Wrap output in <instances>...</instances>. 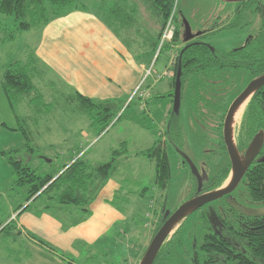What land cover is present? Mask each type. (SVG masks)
<instances>
[{
    "label": "rangeland",
    "instance_id": "374dc122",
    "mask_svg": "<svg viewBox=\"0 0 264 264\" xmlns=\"http://www.w3.org/2000/svg\"><path fill=\"white\" fill-rule=\"evenodd\" d=\"M97 1L80 0V4L89 10L95 8L99 11ZM106 1L108 4L112 2V0ZM130 1L122 4L123 11L129 16V22L126 21L127 29L125 32L122 29L116 30L136 55L142 58L144 56V59L148 61L149 74L146 81L144 80L140 84L133 97L128 100L127 104L132 101V105L126 109L125 104L118 114L119 116L124 114L122 120L117 123L114 121V124L112 123L102 135L89 130L91 121L86 113L81 111L80 104L74 99L76 90L66 86L50 74L43 64H39V70L34 71V82L39 92L44 96L43 101L33 106L29 104V98L25 99L17 108L19 118L16 119L1 87V67L12 61H26L28 55L34 51V46L45 26L20 33L14 42L4 43L2 41L12 32L13 24L11 19L0 16V120L7 126L0 128V208L2 209L0 219L5 218V222L12 218V207L17 210L22 205L28 204L26 193L16 184L18 176L8 163L9 155H17L14 152L17 148L10 147L13 146L11 145L13 142L20 140L19 155L25 158L31 155L32 157H28L30 167L39 170L41 174L51 171L57 165H62L65 159L83 157L88 163L91 162L90 164L107 162L111 158L109 150L111 148L118 149L122 142L127 143V150L132 154L144 150L149 146L151 139L148 143L143 141L141 135L144 130L139 126L143 127L144 125L141 124L149 122L150 126L152 124L150 132L157 138L160 133V119L157 118L155 121L150 114L161 111L164 119V107L172 104L170 99L161 98L160 106H152V98L174 91L173 76L178 53L188 40L202 35L208 30L200 28L203 27L202 25H207L218 14L222 5H225L224 2L217 0H179L180 9L185 13L183 16L180 15L183 20L185 16L187 17V23L184 22L181 29L180 42H173V35L167 42L162 43L165 29H162L163 22L155 14L151 4L145 0ZM247 21L252 24L246 30L219 33L209 38L208 42L219 50L238 49L260 29V19L253 13H249ZM160 34H162L161 37ZM251 81L252 78L247 75L237 83L236 88L242 90ZM149 88L151 92L147 95L146 89ZM140 99L145 103L149 102V104L143 103L144 106H142L139 104ZM43 102L49 106L45 107ZM249 102L250 100L233 126L236 145ZM182 115L185 134L184 152L193 160L200 175H203L205 171L212 176L217 175L230 162L225 151L217 147L219 143L217 138L221 136V131L220 134L215 133V129L209 123L205 131L206 134L200 131L189 113L186 100L182 108ZM166 120L165 117V124H167ZM166 127L164 125L163 128L166 129ZM87 132L93 135L88 136ZM27 133L31 138L32 148H34L32 153H29L25 146ZM146 135L153 137L151 133ZM6 152H10V154H3ZM166 152L170 163V180L165 190L160 188L153 190L155 188L154 166L148 159L133 157L132 160L122 163L118 177L124 175L123 186L131 191H140L145 188L147 190L145 195L138 196L133 204V219L124 226L130 230L128 236L110 234L109 237L114 238V242L108 243L104 247L106 251L112 252L110 258L105 260L108 264H140L154 238L153 233L158 224L163 204L174 212L193 195L195 184L192 171L190 166L185 163L182 152L168 140ZM105 153H108L107 157H104ZM217 153H221V155L218 156ZM95 155H102L101 159L94 160ZM45 159H54L55 162L50 166V163ZM230 179L231 176L223 187L229 183ZM229 207L232 208L228 209ZM216 214L224 220L228 218L227 221L221 222L222 226L215 222ZM241 214L264 215V202L251 199L246 179L241 181L234 192L192 213L181 226L174 229L170 237V240L173 241L165 250L169 256L163 264H191L196 252V244L200 246L203 237L213 230L224 233L237 253L250 256L248 246L232 227L235 226L236 216ZM176 233H178L177 236H175ZM8 234L7 232L0 234V243ZM212 254L221 260L224 259V256L217 255V253ZM105 261L104 259L97 260L99 264H105ZM0 264L7 263L3 260L0 261Z\"/></svg>",
    "mask_w": 264,
    "mask_h": 264
},
{
    "label": "trees",
    "instance_id": "16d2710c",
    "mask_svg": "<svg viewBox=\"0 0 264 264\" xmlns=\"http://www.w3.org/2000/svg\"><path fill=\"white\" fill-rule=\"evenodd\" d=\"M145 1L151 4L155 14L162 20V29H166L169 24L174 27L173 42H180L181 29L184 26L182 16L185 13L180 9L179 0ZM224 4H221L222 8L218 14L200 28L208 29L202 33L199 39L201 41L187 44L180 50L175 61L174 91L154 98L158 101L161 98L172 101V108L166 118L167 127L163 133H159L152 147L136 153V156L146 158L154 165V186L157 189L165 190L170 180L167 140L184 153L182 108L185 100L189 113L200 131L206 134L208 123L213 126L215 133L220 134L221 131V136L217 138L219 141L217 147L226 154L222 136L224 119L233 100L244 90V88L238 90L236 85L247 75L252 80L264 75V1ZM82 8L85 6L80 4V0H0V16L11 19L13 24L12 32L2 42H14L18 34L42 28L51 21ZM249 13L259 17L261 27L248 39L243 48L225 51L217 49L212 43L204 42L219 33L246 30L252 24L247 21ZM184 19L187 21L186 16ZM39 64L32 51L26 61H13L2 67L1 87L16 119L19 118L17 108L25 99L29 98V104L33 106L43 101L44 96L34 82V71L39 70ZM180 64V95L176 107L175 84ZM74 99L80 104L81 111L86 113L92 127L99 135L106 132L114 121L117 123L124 116L123 113L118 115L125 105L120 100L96 102L78 92L75 93ZM144 102L140 99L139 104L143 106ZM43 105L49 106L44 102ZM131 105L132 101L128 103L126 109ZM245 114L237 144L242 157H246L251 143L261 133L263 145L244 179L247 181L251 199L264 202V88L252 96ZM0 127H6L1 120ZM26 140L25 146L28 152L32 153L34 148L28 133ZM20 150L14 151L17 154L15 156L9 155L10 152L3 154L9 155L8 163L18 176L16 184L26 193L28 205L24 211L33 207V204L41 205V212L72 207L84 215L82 221L89 218V207L96 200L100 190L118 172L122 161L129 158L126 154L127 144L122 143L119 149L112 151L111 158L107 162L90 164L83 157L72 158L41 174L39 170L30 167L28 157L31 155L26 156L27 158L22 157L19 155ZM217 155L220 156L221 153ZM54 162L53 159L50 166ZM230 172V162L215 176L205 171L201 175V186L198 178L192 174L195 190L190 198L221 188L229 178ZM144 190L146 192L147 189ZM144 195L142 192L139 194V196ZM22 207L23 205L20 208ZM172 213L173 211L163 204L153 237ZM227 219L224 220L216 214L215 222L221 225V222ZM234 225L232 227L235 228V233L240 235L248 246L250 256L237 253L225 236L213 230L203 237L200 246L196 244V252L191 264H264V215L241 214L236 216ZM13 230L14 226L8 223L0 233L11 234ZM172 241L171 239L164 245L154 264H163L167 260L169 253H165V250ZM49 248L55 252L51 247ZM212 253L224 256V259L221 260Z\"/></svg>",
    "mask_w": 264,
    "mask_h": 264
},
{
    "label": "crops",
    "instance_id": "0c3cea01",
    "mask_svg": "<svg viewBox=\"0 0 264 264\" xmlns=\"http://www.w3.org/2000/svg\"><path fill=\"white\" fill-rule=\"evenodd\" d=\"M127 1L130 0H112L108 4L106 0H98L99 11L85 7L48 23L34 46L39 63L59 81L87 98L96 102L120 100L127 106L128 100L149 74L148 61L144 56L136 55L116 30L125 32L127 29L129 16L122 6ZM146 92L149 95L151 89H146ZM152 99V106H160V101ZM171 108L172 104L164 107L166 118ZM150 115L155 121L160 119V133H163L166 124L161 111ZM147 123L139 126L144 130L141 135L143 141L148 143L151 139L144 150L157 140L150 132L152 124ZM89 130L96 133L91 122ZM86 135L93 134L87 132ZM11 145L18 149L21 142L18 140ZM116 149L111 148L110 155ZM141 151L132 154L127 150L129 158L122 163L138 157L136 153ZM106 155L108 153L104 157ZM101 156L93 158L99 161ZM118 172L91 203L89 218L85 221H82L84 215L72 207L41 212L42 206L38 204L25 211L28 204L19 210L11 206L12 218L6 222L5 218L0 219V231L8 223L14 226L12 233L5 235L0 243V261L5 260L7 264H99L97 260L109 259L112 252L104 247L114 242L110 234L128 236L130 230L124 226L133 219V204L141 192L146 193L144 189L131 191L124 187V175L118 177Z\"/></svg>",
    "mask_w": 264,
    "mask_h": 264
},
{
    "label": "water",
    "instance_id": "95a60500",
    "mask_svg": "<svg viewBox=\"0 0 264 264\" xmlns=\"http://www.w3.org/2000/svg\"><path fill=\"white\" fill-rule=\"evenodd\" d=\"M220 2L237 4L247 1H261V0H218ZM180 77H181V64L179 65L176 84H175V106H178V98L180 95ZM264 88V75L252 80L245 89L233 100L224 121L223 129V140L228 152V156L231 162V179L225 187H221L217 190L210 191L207 193L199 194L189 200L185 201L177 210H175L170 217L165 221V223L158 230L154 236L152 242L150 243L148 249L146 250L140 264H154L161 249L170 240L174 229L177 226H181L183 221L190 216L192 213L198 211L202 207L222 199L223 197L234 192L241 181L244 179L247 171L253 164L254 160L260 153L263 145L262 133L260 136L255 137L253 142L249 147V153L246 157H242L238 146L234 140V123L235 115L238 109L248 100H251L252 96ZM185 163H187L192 171V174L196 176L199 180V185L202 184L201 175L197 169L193 160L184 152L182 153ZM48 163L52 160L45 159ZM229 176V178H230Z\"/></svg>",
    "mask_w": 264,
    "mask_h": 264
},
{
    "label": "flooded vegetation",
    "instance_id": "af4514ba",
    "mask_svg": "<svg viewBox=\"0 0 264 264\" xmlns=\"http://www.w3.org/2000/svg\"><path fill=\"white\" fill-rule=\"evenodd\" d=\"M218 1V0H217ZM261 1H264V0H261ZM226 4H229V3H226ZM238 4V3H237ZM186 19H184V22L185 23H187V21H185ZM260 27H261V25H260ZM254 35V34H253ZM252 35V36H253ZM201 36L202 35H198V36H196V37H193V38H191L190 40H188L186 43H185V45H187V44H190V43H196V42H200L201 40H199L200 38H201ZM252 36H250V37H252ZM249 37V38H250ZM248 38V39H249ZM206 44H207V42L208 41H204ZM247 42H248V40L246 41V43L245 44H243L241 47H239L238 49H240V48H243L246 44H247ZM210 43V42H209ZM184 45V46H185ZM183 46V47H184ZM179 54H180V52L178 53V55L177 56H179ZM243 79V78H242ZM254 80V79H253ZM245 89V88H244ZM228 112V111H227ZM226 117V116H225ZM224 121H225V119H224ZM223 129H224V123H223ZM222 136H223V134H222ZM227 150V149H226ZM226 155H228V152H226ZM230 164H231V162H230ZM232 207H229L228 209H231ZM246 215H249V214H246ZM252 215V214H251ZM218 231V230H217ZM218 233L220 234V235H223V236H225V234L224 233H222V232H220V231H218Z\"/></svg>",
    "mask_w": 264,
    "mask_h": 264
},
{
    "label": "built area",
    "instance_id": "2783aa9c",
    "mask_svg": "<svg viewBox=\"0 0 264 264\" xmlns=\"http://www.w3.org/2000/svg\"><path fill=\"white\" fill-rule=\"evenodd\" d=\"M174 30L175 29L171 24H169L167 26V28L165 29L164 34H163L162 43L167 42V40L172 38V36L174 35ZM167 75H168V73H167Z\"/></svg>",
    "mask_w": 264,
    "mask_h": 264
},
{
    "label": "bare ground",
    "instance_id": "6f19581e",
    "mask_svg": "<svg viewBox=\"0 0 264 264\" xmlns=\"http://www.w3.org/2000/svg\"><path fill=\"white\" fill-rule=\"evenodd\" d=\"M248 102V101H247ZM247 102H245L237 111L236 115H235V122L237 120V118L239 117V115L243 112V110L246 108Z\"/></svg>",
    "mask_w": 264,
    "mask_h": 264
}]
</instances>
